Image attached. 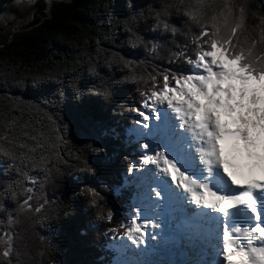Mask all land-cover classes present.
<instances>
[{
	"label": "trees",
	"instance_id": "16d2710c",
	"mask_svg": "<svg viewBox=\"0 0 264 264\" xmlns=\"http://www.w3.org/2000/svg\"><path fill=\"white\" fill-rule=\"evenodd\" d=\"M147 2L132 0L131 6L142 7ZM125 3L70 0L54 4L48 18L0 45V119L16 117L34 135L48 132L50 126L62 136L57 148L59 160H45L44 170L32 163L49 155L51 150L46 151L43 144L27 152L24 160L0 156V251L10 247L13 264H112L109 243L123 232L114 236L107 231L110 225L93 222L91 209L85 208L75 193L83 185L99 190L103 184L108 191L101 195L113 212V221L126 219L131 213L137 196L126 185L136 171L128 174L124 160L127 157L138 164L142 150L128 135L133 127L129 124L132 114L125 109L123 115H116L114 110L120 112L121 103L137 102V85L115 84L111 103L84 92L98 80L115 81L127 73V69L118 70L117 64L106 66L105 62L114 57L134 61L136 75L149 76L153 69L184 71L186 65L173 53L193 47L190 39L161 36L141 27L145 41L160 40L164 46L156 53L129 48L124 43L127 33L121 27V20L127 16ZM10 4L11 0H0V16L15 13ZM225 4L232 7L234 16H239L243 7L244 31L257 42V51L264 52L260 44L264 0H192L193 11L202 5L205 15L219 14ZM43 8L38 1L20 17ZM183 19L173 16L170 23L180 27ZM90 65L97 68L98 77H89ZM36 76L42 79L34 85ZM20 80L23 87L17 86ZM77 84L81 94L78 102L71 90ZM25 142L30 146L36 143ZM88 145L101 151L95 152ZM85 167L94 169V174L81 170ZM17 181L24 188L34 189L28 201L31 212L19 211L28 197L16 187ZM9 186L19 193L15 200L5 191ZM41 205L46 211L38 214L34 208Z\"/></svg>",
	"mask_w": 264,
	"mask_h": 264
},
{
	"label": "snow or ice",
	"instance_id": "6c2138e0",
	"mask_svg": "<svg viewBox=\"0 0 264 264\" xmlns=\"http://www.w3.org/2000/svg\"><path fill=\"white\" fill-rule=\"evenodd\" d=\"M243 11L242 7L240 15L234 16L232 7L225 4L219 14H203L204 23L192 49L173 53L186 65L184 71L155 70L138 77L130 60L125 59L133 73L128 78L136 82L139 99L132 105L121 103L118 113L114 110L116 115L129 111V124L137 128L147 130L156 124L152 136L171 146L175 158L166 155L163 148L149 151V144L141 142L144 154L139 163L133 164L127 157L124 163L128 174L151 165L170 180L173 191L181 195L182 190L176 211L193 229L182 242L199 252L204 244L201 232L214 233L212 243L217 247L205 248L204 264L213 260L216 264H264V52L257 51V42L242 31ZM200 13L202 5L190 15L200 19ZM260 44L264 45V33ZM41 79L33 77V84ZM17 86L23 87V80ZM26 140L36 143L30 146ZM61 140L50 126L48 132L34 135L16 117L0 119V156L10 161L17 156L24 160L27 152L43 144L46 151L51 150L49 155L32 163L44 170L45 160H59ZM189 169L192 175L186 174ZM16 187L28 197L19 211H33L28 201L34 189L22 187L19 181ZM5 191L13 200L19 194L11 186ZM152 196L159 199L160 193L153 189ZM185 198L197 207H190ZM34 211L39 214L46 209L41 205ZM112 217L110 211L103 219L110 225L107 231L114 236L122 231L121 238L135 247L146 245L149 236L157 238L153 233L159 225L142 219L140 208H132L126 219L113 221ZM255 240L262 246L254 247ZM0 264H13L10 247L0 251Z\"/></svg>",
	"mask_w": 264,
	"mask_h": 264
},
{
	"label": "clouds",
	"instance_id": "9594fccd",
	"mask_svg": "<svg viewBox=\"0 0 264 264\" xmlns=\"http://www.w3.org/2000/svg\"><path fill=\"white\" fill-rule=\"evenodd\" d=\"M36 3L37 0H11L10 7L16 12H22L25 10L22 5L32 8ZM42 3L46 6L45 11H47L51 7L52 0H42ZM131 3L132 0H126L125 9L127 10V16L121 20V27L127 33L124 43L129 48H142L150 53H156L164 46V42L160 40L145 41L139 31L141 27L161 36L167 34L174 38L179 35L185 39H190L192 44L197 42L198 33L204 21L203 13H200V19L190 15L193 11L192 0H148L142 7L137 8H133ZM173 16L184 18L180 27L170 23ZM260 21H264V16L260 17ZM242 31H244V28ZM124 60L123 57H114L105 63L109 67L111 64H117L119 65L118 70L127 69V73L121 74L115 81L98 80L97 84L91 85L85 90L84 95L98 96L105 103H111L115 84H136L135 81L128 78L133 73L129 66L124 63ZM130 62L132 68L136 67L134 61L130 60ZM87 74L90 78H96L100 75L97 68L91 65L87 70ZM71 90L75 93L73 99L78 102L81 98L79 85L77 84ZM136 91H138V88H136ZM87 173L88 175H93L94 169ZM107 191L108 189L103 184L99 185V190L89 185H83L75 193L83 200L84 207L91 209V220L93 222H102L104 217L111 211L107 207L105 196L101 195V192Z\"/></svg>",
	"mask_w": 264,
	"mask_h": 264
},
{
	"label": "rangeland",
	"instance_id": "374dc122",
	"mask_svg": "<svg viewBox=\"0 0 264 264\" xmlns=\"http://www.w3.org/2000/svg\"><path fill=\"white\" fill-rule=\"evenodd\" d=\"M41 1L42 0H37ZM70 0H52L51 7L45 11V5L42 10H32L30 11L26 16L20 17V15L27 9V7L23 6L25 8L22 12H16L11 14H5L0 16V45L5 44L9 42V40L12 38V36L20 31L26 30L30 27H33L39 23H41L44 19L48 18L50 16V13L53 9L54 4L58 3H68ZM9 16L12 18L9 19ZM156 124L150 125L149 129L145 130L142 128H137L133 126L129 132L128 135L132 136V141L134 143H141V142H147L149 144V151H153L156 148H163L166 149L171 147L170 145H166L163 142L157 141L152 136V130L156 127ZM172 151V148L170 149ZM141 151V150H140ZM144 153L141 152V155ZM156 169L149 165L147 168L143 169L142 171L135 172L134 174V180L132 179L133 183L131 184L134 186V191L137 196V200H134L133 202V208L137 207L140 208L141 211V218L142 219H150L156 222V224L160 227L161 222V213L160 208L157 206L159 203V199H155L152 196L153 189L156 190L161 194V192L158 190V185L161 183L157 181ZM135 175H137V178L135 179ZM141 177V179L139 178ZM172 195V193H171ZM161 196V195H160ZM159 229V228H158ZM158 229L154 231V235H158ZM151 241V237L149 236L147 238L146 244H148ZM116 247H118L119 253L122 255L125 253L132 252V247L137 249L138 247H135L131 245L126 238H120L117 241L115 240ZM112 246V245H111ZM112 264H122L120 262L119 257L115 258L112 261Z\"/></svg>",
	"mask_w": 264,
	"mask_h": 264
},
{
	"label": "bare ground",
	"instance_id": "6f19581e",
	"mask_svg": "<svg viewBox=\"0 0 264 264\" xmlns=\"http://www.w3.org/2000/svg\"><path fill=\"white\" fill-rule=\"evenodd\" d=\"M166 155H170V157L173 158L174 153L171 151H168L166 153ZM180 166H181V164H180ZM186 174L192 175L191 170L189 169V171ZM157 187H158V190L161 192V194H160L161 196H160L159 203L157 204V206L159 208H161L163 204H166L164 209H162V208L160 209V213H162L161 221L164 220V214L166 212L170 213L172 211V216L175 217L176 211L173 209V207L175 205H177V202L182 200V196L184 195L182 190H181L182 196L180 195L179 192H173L172 189L171 190L169 189L170 186H169V183L167 181H165L164 183H162L161 185H159ZM171 193H172V195H171ZM173 193H174V195H173ZM186 201L188 202L190 200L185 198L184 202H186ZM176 218H180V216L175 217V219ZM213 249L215 250V248H213ZM197 258H199V257H197ZM194 262H196V261H194Z\"/></svg>",
	"mask_w": 264,
	"mask_h": 264
}]
</instances>
